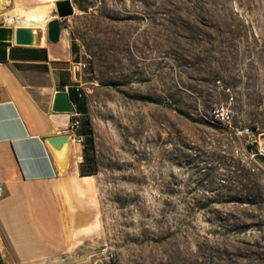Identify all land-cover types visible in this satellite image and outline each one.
<instances>
[{
  "label": "rangeland",
  "instance_id": "obj_1",
  "mask_svg": "<svg viewBox=\"0 0 264 264\" xmlns=\"http://www.w3.org/2000/svg\"><path fill=\"white\" fill-rule=\"evenodd\" d=\"M66 24L94 81L92 259L264 264V0H101Z\"/></svg>",
  "mask_w": 264,
  "mask_h": 264
},
{
  "label": "crops",
  "instance_id": "obj_2",
  "mask_svg": "<svg viewBox=\"0 0 264 264\" xmlns=\"http://www.w3.org/2000/svg\"><path fill=\"white\" fill-rule=\"evenodd\" d=\"M101 0H0V264H95L87 249L101 212L98 176L88 148V84L94 82L74 50L66 21ZM61 21V37L48 22ZM40 29L37 44L16 42V28ZM57 91H68L73 111L54 109ZM68 165L61 167L45 136L72 131ZM103 259V258H102Z\"/></svg>",
  "mask_w": 264,
  "mask_h": 264
},
{
  "label": "water",
  "instance_id": "obj_3",
  "mask_svg": "<svg viewBox=\"0 0 264 264\" xmlns=\"http://www.w3.org/2000/svg\"><path fill=\"white\" fill-rule=\"evenodd\" d=\"M4 4H10L12 0H1ZM40 29L33 26H19L16 28V42L19 44H37L39 42ZM48 37L56 42L61 37V21L53 18L48 22ZM80 64H75V71L79 72ZM54 109L57 111H73L74 106L70 100L68 91H57L54 100ZM73 131L59 132L45 136V141L60 163L61 167H66L69 162L72 146ZM95 264H108L102 258L96 260Z\"/></svg>",
  "mask_w": 264,
  "mask_h": 264
},
{
  "label": "built area",
  "instance_id": "obj_4",
  "mask_svg": "<svg viewBox=\"0 0 264 264\" xmlns=\"http://www.w3.org/2000/svg\"><path fill=\"white\" fill-rule=\"evenodd\" d=\"M79 64H80V67H81V68H82V67H86V66H88V62H87V61H84V60L81 61ZM218 109H219V108H217V112H218ZM226 114H227V116H230L229 111H226ZM79 123H80V120H79V119H76V120H74V121L71 123L70 127H71L72 131L74 132V137H73V139H74V140H77V141H79V142H83V141H84V135H76V133H75V131H74V129L77 127V125H78ZM244 130H245L247 133H249L250 135H253L254 132H255V128H254L253 126H250V125L246 126ZM256 141H257V140L253 139V140H252V143L254 144L255 149H257V153L260 154V155H262V156H264V142H260V141H257V142H256ZM3 190H4V185H3L2 182H0V196H1L2 193H3Z\"/></svg>",
  "mask_w": 264,
  "mask_h": 264
},
{
  "label": "trees",
  "instance_id": "obj_5",
  "mask_svg": "<svg viewBox=\"0 0 264 264\" xmlns=\"http://www.w3.org/2000/svg\"><path fill=\"white\" fill-rule=\"evenodd\" d=\"M73 48L76 51L79 50V48H80L79 47V44H77V42H75V41L73 42ZM139 98L144 99V100H153L154 99V98L148 97L146 95H140ZM86 124H87V121H86ZM89 138L90 137L88 136V140H89ZM87 146H88V148L90 147L89 143L87 144ZM92 158H93V155H92ZM249 171H250L249 168H247L248 174H249ZM250 189H252V188H250ZM252 190H250V194L249 195H246L245 197L244 196H234L233 194H231L230 195L231 198L229 200L246 201V202L256 203L257 202V198L255 196H253Z\"/></svg>",
  "mask_w": 264,
  "mask_h": 264
}]
</instances>
